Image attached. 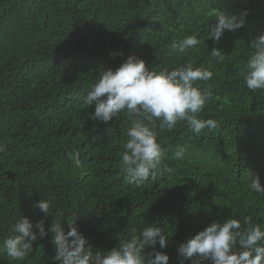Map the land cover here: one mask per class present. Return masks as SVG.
<instances>
[{
	"label": "trees",
	"instance_id": "trees-1",
	"mask_svg": "<svg viewBox=\"0 0 264 264\" xmlns=\"http://www.w3.org/2000/svg\"><path fill=\"white\" fill-rule=\"evenodd\" d=\"M220 10L248 15L244 27L213 43L208 25ZM261 33L264 0H0V143L7 145L0 153V244L20 215L33 224L43 219L34 205L44 198L62 219L77 217L94 251L111 250L133 228L136 235L148 224L164 228L168 246L156 248L169 264H192L178 247L212 222L251 216L264 227V194L249 186L251 173L264 186V91L249 90L240 75L249 42ZM189 35L201 39L195 49L170 47ZM114 51L123 56L111 57ZM132 54L154 72L186 63L212 70L211 80L197 82L212 91L199 115L217 122L197 135L186 122L168 131L157 120L172 171L139 186L120 170L131 119L97 123L90 119L95 104L84 102L100 73ZM42 113L52 121L47 128ZM178 146L183 160L173 158ZM51 237L34 242L24 261L0 252V264H56Z\"/></svg>",
	"mask_w": 264,
	"mask_h": 264
},
{
	"label": "clouds",
	"instance_id": "clouds-1",
	"mask_svg": "<svg viewBox=\"0 0 264 264\" xmlns=\"http://www.w3.org/2000/svg\"><path fill=\"white\" fill-rule=\"evenodd\" d=\"M247 15V10L239 14L218 11L215 20L208 25L207 39L219 43L225 30L236 31L244 27ZM200 43L201 39L196 35H189L182 40H173L170 47L184 52L188 48L195 49ZM249 43L252 54L240 75L249 90L264 91V33ZM210 53L218 60L224 58L218 49L213 48ZM109 55L115 58L123 56V53L114 51ZM213 76L212 70L194 67L192 63L154 72L143 59L132 54L115 70H103L90 90L88 87L84 102L88 106L95 104L90 119L107 125L123 115L132 121L120 153V170L128 183L139 186L172 171L164 162L165 150L155 131L157 120L159 128L168 131L176 128L179 122H186L190 131L197 135L206 128L211 131L217 127L214 119H202L199 115L212 91L202 88L197 82H207ZM40 120L43 128L52 122L43 113ZM6 148V144L0 143V153ZM184 154L185 149L178 146L173 158L183 160ZM249 181L252 192L264 194L258 174L251 173ZM34 207L44 214L43 219L33 224L29 217L20 215L10 225L11 234L0 244V252L11 260L24 261L32 252L34 242L50 232L55 253L52 259L56 264H169V255L156 248L158 244L159 249H165L169 235L156 224H148L139 231V235L133 228L129 239H120L117 246L101 252L94 251L88 238L79 230L77 217L62 219L47 198L37 201ZM49 215L53 220L46 231L45 220ZM149 247L152 251L146 252ZM177 251L183 260H191L192 264H204L206 261H211V264H264V227L251 216H244L242 220L228 218L222 222L215 221L180 244Z\"/></svg>",
	"mask_w": 264,
	"mask_h": 264
}]
</instances>
